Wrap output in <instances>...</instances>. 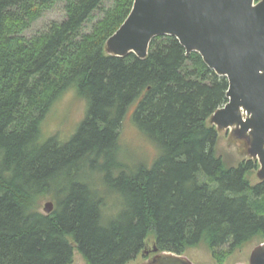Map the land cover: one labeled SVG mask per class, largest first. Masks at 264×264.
Listing matches in <instances>:
<instances>
[{"label":"trees","instance_id":"obj_1","mask_svg":"<svg viewBox=\"0 0 264 264\" xmlns=\"http://www.w3.org/2000/svg\"><path fill=\"white\" fill-rule=\"evenodd\" d=\"M57 2L63 19L26 36ZM132 4L0 0V264H72L74 251L85 264H129L150 243L176 255L203 245L223 264L264 243L258 164L226 163L208 122L227 103L226 78L172 36L153 38L145 59L105 53ZM68 91L87 105L82 121L66 142L44 138ZM132 105L133 124L158 150L150 168L120 149Z\"/></svg>","mask_w":264,"mask_h":264},{"label":"water","instance_id":"obj_2","mask_svg":"<svg viewBox=\"0 0 264 264\" xmlns=\"http://www.w3.org/2000/svg\"><path fill=\"white\" fill-rule=\"evenodd\" d=\"M172 36L197 53L208 69L228 83L227 103L209 118L216 131L228 130L258 164L264 181V0H133L127 18L104 45L106 54L129 53L145 59L153 38ZM52 203L43 212L49 214ZM154 253L142 264H192L183 255ZM248 264H264V243L254 247Z\"/></svg>","mask_w":264,"mask_h":264},{"label":"rangeland","instance_id":"obj_3","mask_svg":"<svg viewBox=\"0 0 264 264\" xmlns=\"http://www.w3.org/2000/svg\"><path fill=\"white\" fill-rule=\"evenodd\" d=\"M62 8V3L57 2L54 4L48 11L43 13L42 17L37 22L30 26L25 35L28 37L33 35L34 33L43 29V27L50 21H61L63 19ZM97 17L98 14L95 16V18ZM88 26L89 25H86V29ZM132 110L133 105L129 108V111L125 115L120 127V149L123 157L127 159L130 164H144L147 168H150L157 158L158 150L152 142L142 136V134L133 124L131 118ZM85 112V102L82 99H79L75 95L74 91H68L60 98L57 103L52 106L44 122L42 123L43 137L49 138L56 136L61 142H66L73 131L77 129L76 127L82 121ZM217 132V155L220 156L226 163L236 166L243 160L246 161L250 159L245 152L244 145L234 141L231 138L228 130ZM256 171L251 178L253 183L259 181L256 177ZM48 202H53L50 196H47L41 202V211H43L44 205ZM257 244V242L251 243L240 250H236L234 254L229 256L223 264H248L249 255L252 249L257 246ZM143 252V255L141 254L129 264H142L151 260L154 255L152 252L151 243ZM183 256L190 260L192 264H218L203 245L187 250ZM72 264H85V261L77 251H74Z\"/></svg>","mask_w":264,"mask_h":264},{"label":"bare ground","instance_id":"obj_4","mask_svg":"<svg viewBox=\"0 0 264 264\" xmlns=\"http://www.w3.org/2000/svg\"><path fill=\"white\" fill-rule=\"evenodd\" d=\"M77 85V84H76ZM79 97V96H78ZM87 106V105H86ZM87 110V109H86ZM61 144V143H60ZM73 174V173H72ZM84 174V172H83ZM128 177V176H127ZM74 178V177H73ZM71 179V178H70ZM99 183V182H98ZM86 186V185H85ZM58 193V192H57ZM61 193V192H60ZM115 193V192H114ZM115 195V194H114ZM120 195V194H119ZM110 197V196H109ZM90 199V198H89ZM115 203V202H114ZM101 216V215H100Z\"/></svg>","mask_w":264,"mask_h":264}]
</instances>
